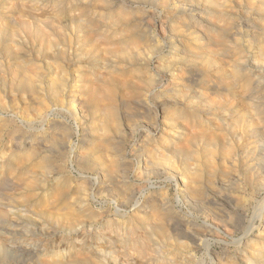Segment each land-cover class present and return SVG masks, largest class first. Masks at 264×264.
Here are the masks:
<instances>
[{
	"label": "bare ground",
	"instance_id": "obj_1",
	"mask_svg": "<svg viewBox=\"0 0 264 264\" xmlns=\"http://www.w3.org/2000/svg\"><path fill=\"white\" fill-rule=\"evenodd\" d=\"M156 2L161 34L135 1L0 0V143L14 147L0 153L7 172L0 173V220L48 231L45 246L19 245L21 255L30 254L27 244L42 245L32 264H192L165 190L137 205L128 222H110L109 209L92 207L91 197L104 192L120 205L132 202L130 142L135 170L173 178L192 206L222 202L232 228L250 201L264 208V197L256 200L264 192V0ZM57 116L82 129L76 165L93 172V182L82 173L73 184L65 174L73 135ZM13 172L21 191L4 201ZM10 203L18 208L8 210ZM257 217L256 233L243 228L236 259L219 264H264L263 212ZM100 228L117 230L108 253L73 239ZM4 241L0 234V264Z\"/></svg>",
	"mask_w": 264,
	"mask_h": 264
},
{
	"label": "rangeland",
	"instance_id": "obj_2",
	"mask_svg": "<svg viewBox=\"0 0 264 264\" xmlns=\"http://www.w3.org/2000/svg\"><path fill=\"white\" fill-rule=\"evenodd\" d=\"M123 1L126 3L129 2V4L131 2L133 4L138 3L137 5H139V8L142 11L144 10L143 15L145 13H146L145 15H148V13L151 14V16H150V14L148 15L150 18H149V20L148 19L147 20H148V23H151L150 25H153L155 33L161 34L163 32L161 29V26L158 25L159 24L158 21L160 19V15H158V14L161 10H159V6L156 2L157 0L156 1L155 0H153V1L152 0H147V1L146 0H134L135 3L132 0H123ZM151 4H153V5H151ZM147 11H148V13H147ZM158 16H159V18H158ZM137 17L138 18L141 17L140 13L137 15ZM151 20H153V21H151ZM154 21H155V23H154ZM158 26H160V27H158ZM57 119L58 120L61 119L62 121H64V120L66 121V119L60 118L58 116H57ZM14 120L16 121V122H13L15 126H17L18 124L22 125V123L20 124V122H19V121H21V119L17 120L15 118ZM73 121L74 120H70V118H69L65 122V126H68L67 128L69 131L71 128V131H72L71 133L73 135L70 142H69L70 143L69 146H70L72 152L68 151L69 148H67L68 155L66 154L65 157L68 160L66 158L64 159L65 174L66 175L69 174L68 176L72 179L71 182L74 181L73 184L76 183V181H78V179L81 175H83L82 173H84V175L89 177V181L93 182L94 179L92 177H94V173L91 171L90 172L89 171L82 172V170L79 169V167H77L78 165H76L80 159V158H78L79 157L78 155L82 151H83L82 153H84L85 150H83L84 146L83 147L81 146L82 143L79 142V140H81L82 136H83L82 135V129L81 128H79V129L75 128L74 129V127L76 126V123ZM37 125L40 127H38ZM37 125L35 124L34 128H32L33 127V125H32V127H31L32 131L30 130V132H33L34 135L36 134L35 136L40 134L41 130L39 131V128H41L44 124L41 126V123H38ZM36 126H37V129L35 128ZM5 140L7 141V139H4L2 142L3 144L0 143V153L6 152V151L9 152V151L14 149V147H13V149H11L10 143L7 144V142ZM5 142H6V144H5ZM131 144L133 145L132 142H130V144L127 143L125 145V147H124V158H125V162L128 164V168L130 169L129 170L127 168L128 171H126V173H125V180L127 177L126 181H128V183L130 185H132V188L134 189L133 190L134 195H133L132 202L130 204L120 205L114 198H112L110 195H108L107 192H104V194L102 196L98 197L96 195V196L91 197L90 203L92 204V207L96 210H98V209L103 210L104 208L109 209V215H111V216L108 218V220L112 219V220H109L110 222L116 221V220L128 222L130 219H132L131 216L133 214H134L133 217L136 216L135 207L137 205L144 202L146 198L149 199L150 197H156L158 195L159 191L165 190V191H163V192H166L164 201L166 202V205L168 207H170V209H172V212L174 213V217H175V220H173V227L172 228L175 229L174 230L175 233H177L179 235L187 236L186 237L187 239L183 238L182 240L181 239L180 240L184 241L186 244H188L190 246V249H191L190 253H191V256H193V259L191 260L192 264H217V263L219 264V262L221 263L227 257L229 259H233V258L236 259L237 256H236L235 252H237V250L235 251V249H237V248L235 246L238 243L240 237L243 236L242 235V233H243L242 230H244L243 228L246 229L251 224L250 227L253 226L252 230L254 233H256V229L259 227L260 220H261V219H259V217H257V215H261V212H263V214H264V208L263 207L259 208V206H256L257 205L256 201H254V200L250 201L248 206H246L247 208H246V211H245L244 217H243L244 220L242 219V225H241L242 228H240L241 226L238 227L239 229L237 227L234 228V226L232 228L230 223H228V222L226 223V219H224L225 216H224L223 210L225 212H227L229 209H227V207H225L226 205L224 206V204L222 202L215 204L214 205L215 207L214 206L211 207V210H208V209L206 210V209L199 208L197 206H192L188 202H186L185 199L181 198V196L179 194L178 183L173 178H171V177L167 178V176H163V175H156L155 176L152 174H148V175H150V176H148V175H145L146 173L145 174L142 173V171L135 170L134 166L138 165L137 159H136V153L137 152L132 151ZM7 147H9V149ZM4 148L6 150H4ZM1 149H3V150H1ZM73 152H74V154H73ZM76 153H77V155H76ZM69 154H70V156H69ZM21 157L23 159L24 155L22 154ZM25 158L26 157H24V159ZM23 160H22V162H24V164H22V165H24V166H28V165L31 166L32 165V159H29L28 161H27V159H25L24 161ZM76 161H78V162L76 163ZM27 163H29V164H27ZM130 167H132V168H130ZM0 173L4 174L7 172L3 169L0 171ZM133 173L136 175V177L133 176L134 175ZM7 175L5 176V179L9 177L8 178L9 181H8V179H6L7 183L8 182L9 183L7 184L6 189L4 190L3 197H4V195L6 197L9 195L14 196L15 194H17L19 192V190L22 187V182L19 180L20 178L16 172H13L12 174H7ZM10 181H12V182H10ZM16 181H20V182H18L20 185L17 184ZM13 182H14V185L12 184ZM262 183L264 186V179L262 180ZM85 186L87 187V188H85V191L87 189L86 193H89L88 188L90 186L89 185H85ZM8 188L11 190H8ZM12 188H14V190ZM16 190H18V191H16ZM6 192H7V194H6ZM44 194H48V190L44 191V192L41 191L39 193V198H42V199L46 198L47 195L44 196ZM6 197H4L5 198L4 201H6ZM263 197H264V192H261L256 196V200H262ZM134 201H135V203H134ZM10 204L12 206L8 205L6 207L8 210H9V207H12V209L18 208L17 207L18 204H16V203L15 204L10 203ZM119 215H121V216H119ZM126 218H128V219H126ZM11 219H13V218L12 217L8 218V220H11ZM118 219H120V220H118ZM8 220H0V234L2 235V238L5 239V241H4L5 247H4V249H1L2 250V256L5 259L4 261H6V264H22V263L23 264H27V263L32 264V260H34L33 257L36 258L38 256L37 251H39V249H41L42 245L41 246L38 245L39 247L36 245V246H33L34 248H32V245L27 244V245L31 246V248H30L31 252L28 255L25 253H22V255H21V252L17 251L20 248L19 245L20 246H23L21 244L26 245L25 241H27V240L28 241L31 240L29 242H31L32 244H34L36 240H40V242L42 241L44 246H45V244H47V242H46V240L44 241L43 239L48 235L47 234L48 231L43 230L41 228V226L39 224H36V223L35 224L32 223V224L28 225V228L24 227V229H26V231H25L23 228H21V226L12 227L11 225H8L9 224ZM21 224L24 225V222H22ZM106 229L105 230H102L101 228H100V230L93 229V231H90V233L87 236L81 235V233H80V234H78L79 236H73V239L79 238L80 240H84V238H85V242L87 244L86 246H90L92 249L94 248L95 250H102L103 252L106 251V253H108V251L110 250V246L108 247L109 241L107 238H110L111 235H115L114 232L117 230L115 228H113V229L112 228H109V229L106 228ZM29 231L30 232L32 231V232L30 233ZM194 233H196L197 235H195ZM99 235H101V236H99ZM109 235H110V237H108ZM58 236L60 237V235H58V234L55 235L54 237H50L52 241H55L54 244H58L61 241V238H59ZM192 236H194L193 237L194 240H196V238L198 237L196 242L192 239ZM15 239H17V240H15ZM37 242H39V241H37ZM194 242H195V244H194ZM51 244L52 243H49L48 246H50ZM114 244H116V243H114ZM114 244H113V246H111V248L112 249L115 248L114 250L116 251L118 249V248H116V246L118 244H116V246H114ZM98 246L101 247V249L100 248L98 249L97 248ZM32 250L35 252H32ZM120 251H119V256L120 255L122 256V249ZM220 260H222V261H220ZM24 262H27V263H24Z\"/></svg>",
	"mask_w": 264,
	"mask_h": 264
}]
</instances>
